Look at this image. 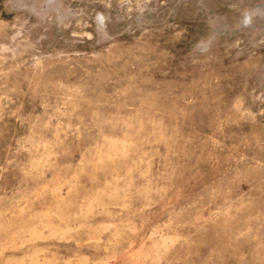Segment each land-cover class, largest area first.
Returning <instances> with one entry per match:
<instances>
[{
  "label": "rangeland",
  "instance_id": "1",
  "mask_svg": "<svg viewBox=\"0 0 264 264\" xmlns=\"http://www.w3.org/2000/svg\"><path fill=\"white\" fill-rule=\"evenodd\" d=\"M0 264H264V0H0Z\"/></svg>",
  "mask_w": 264,
  "mask_h": 264
}]
</instances>
